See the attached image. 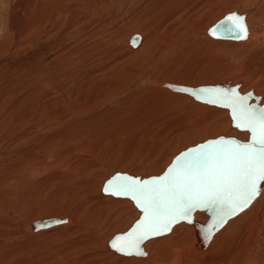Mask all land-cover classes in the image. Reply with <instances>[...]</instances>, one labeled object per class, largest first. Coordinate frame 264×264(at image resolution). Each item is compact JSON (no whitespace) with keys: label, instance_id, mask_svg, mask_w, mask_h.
Here are the masks:
<instances>
[{"label":"rangeland","instance_id":"1","mask_svg":"<svg viewBox=\"0 0 264 264\" xmlns=\"http://www.w3.org/2000/svg\"><path fill=\"white\" fill-rule=\"evenodd\" d=\"M8 1L10 0H0V46H3L0 48V58L3 57L1 55L5 54L8 57L15 56L12 61H19L21 60V57L31 54L33 47L26 46L25 49L23 48L20 50L13 49L15 51L12 50L11 55L6 54L11 47L10 45H12L11 43L13 39L11 38V32L9 31L11 24L9 23L8 16L10 14L11 5ZM141 1L143 0H110L100 4V0H94V7L87 4L82 6L84 9L93 12V16H97L101 20L103 19V22L100 21L99 23V32L97 33L100 35H95L98 40L100 39L99 42H97L100 45L96 44L97 46L95 50H93V54L90 55V59H92L90 61L91 68L95 65L94 69L98 66L103 68L102 70L99 68L100 70L98 69V71L96 69L95 74H100L99 77L101 76V81L104 80V82H102L103 84L100 82L101 84L97 88L98 92H95L99 97L97 95L95 96L94 104L91 101H85L83 99V93L70 94L67 85L59 87L58 81L60 77L46 79L44 73H37L34 75L32 82H36L38 85L31 86L30 88L29 101H31V105L25 116L27 118L30 113L37 112V109H41V117L35 119L38 121V125L33 131L37 132L39 130L51 128L48 133L40 135L38 141L46 148V150L53 151L56 155V161L54 162L53 168L56 173L57 184L59 185L71 182L68 174L64 173L63 170L67 169L69 165L74 163L73 161L77 158L79 159V157L83 158L90 156L91 158L89 159H95L94 161H98L102 165L104 170H106L101 174L102 176H100L98 180L102 183L105 180V176L107 177L108 174H111L116 170L130 169L129 171H131V173L135 172L134 174H140L143 172L145 174L160 172L170 162V158L173 157L175 153L206 138L216 137L221 134H233L239 139L246 138L245 132L242 134L240 133L241 131L236 132L234 128H230L228 125L229 122H227L228 118H224L226 115H222L221 117V115H218L215 110L214 113L211 110L194 105V102L187 97L179 98L177 96H171V94L164 93V91L159 90L156 87V81L160 82L170 79L179 81L178 79L180 77L178 76L190 72V66L188 67L182 62H178V65L176 64L171 68L166 67L165 64H167L168 61L175 63L177 57L182 56L179 54L182 50V43H176L171 51L170 48L167 47L168 35L163 36L161 34L160 38L154 37V35L157 34V31H160L161 29L159 28V23L161 22L157 17L158 15H156L157 13L151 14L153 10L155 11V8L148 3V8L142 9ZM187 2L188 6L184 8V5ZM228 3V0H184L177 8V11L179 12V16H183L187 13L190 19L191 15L192 18L197 17V11L198 13L201 12L200 10H203L204 7L207 11L206 13H211L209 11L223 7L226 9V13L232 9ZM231 3H233V1ZM68 4H70V1L67 3H61L57 7L58 9H63L67 7ZM150 6H152L151 9ZM148 11L151 12L148 13ZM144 12L145 14H143ZM144 15L155 17H150V19L155 20H153V23H150V21L148 22L146 20L149 17L144 19V21L147 22V26L148 23H150V27L146 26V28L142 30L145 32L143 33L145 34L146 39H144V42L146 41V45H142V47L136 51V49H131L128 46L126 38L129 33L132 34L134 29L138 28L140 30L141 27L144 28V23L139 21ZM217 20L218 19L214 21ZM214 21L209 25L213 24ZM68 24L71 23L67 22L65 26ZM261 25H264V22H261L260 24V21L253 20L249 24V29L259 27L258 30L261 31V28L264 29ZM192 27L191 24L187 27V40L190 43H193L196 39L206 40V38L218 42H232V40L215 39L206 35V38L201 37L199 32L194 34ZM43 32L47 31L45 30ZM134 32L138 33L139 31L135 30ZM139 34L143 37L141 33ZM30 38L31 34L27 35L24 40H29ZM42 38V43L48 42L50 41L51 36L44 35ZM7 40L10 41L7 42ZM6 45L9 46L7 47L8 49L5 48ZM199 45L194 46V49L192 50L191 48V51L187 53L192 54L194 51L198 53L202 51L204 53L202 55H206L207 53L203 48H207L204 46L202 48L201 45L199 47ZM38 47L40 48L41 46ZM255 49L256 48H253L250 51L248 48H244L243 51L250 54L251 52H254ZM213 55H215L214 61H212L214 64L210 63L209 68H207L208 73H211V76L213 77V81L217 80V78H221L224 73H228L225 71V68L226 70H230L229 67L233 68V70L237 69L240 64L239 61L248 60L249 62H252L247 55L232 54L225 51H220ZM262 63H259L261 64L259 66V72L261 71ZM259 64L253 63V66ZM108 71H110V73H108ZM112 72L114 73L112 74ZM105 74H112L113 77L110 78V80H114L110 81L109 77ZM195 74L201 77V79L199 80L198 77L193 81L194 84L205 82L202 80L203 77L199 70ZM102 76L104 78L106 77L108 80L106 78L103 79ZM109 76L111 77V75ZM226 76L229 77L228 75ZM226 76L222 77L226 78ZM100 78H98L99 81ZM92 79L95 80V78ZM212 79L210 81H212ZM105 80H107L109 84ZM147 80L151 81L147 84ZM105 82L107 85H105ZM153 82L156 83L154 84ZM249 82L250 81L246 84ZM19 88H21V86H19ZM21 89L17 90V92ZM157 89L159 91H157ZM84 92L89 93L88 91ZM9 93H12L11 97L14 98V95L16 96L21 92L15 94L16 90L15 93L12 90ZM170 93L173 92L170 91ZM11 97L8 99L12 103L13 98L11 99ZM18 97L19 95L17 98ZM13 101H16V106L14 105L2 109L1 107L3 105H0V165H4L3 168H5L6 163L10 158L16 157V151L21 147L26 149L23 145L27 144V140L20 139V132L16 130L15 126L12 127V124L17 125L15 121L13 123V112L17 110L21 104L25 105L26 102H24L25 100H16L15 98ZM50 101L54 102L52 106L49 105ZM61 106L64 108L63 114H60L57 111ZM215 108L219 109V111L225 110L218 107ZM137 140L142 142V144H138ZM147 140L149 142L153 141L151 144L157 145L155 150L152 149V146L147 144ZM154 140L156 143H154ZM80 145L83 146V149L79 147V150L78 146ZM84 145L88 148L84 147ZM68 146H73L74 149L72 151L66 150V147ZM63 154L70 155L69 158L64 161L65 165L61 159ZM38 161H40V158H32L29 160L28 165L31 166ZM62 164L64 166L61 167ZM117 164H121L124 168H118L116 166ZM45 170L46 163L36 165L32 168V175L42 178L48 173H44ZM17 176H19V172H17ZM18 179L10 183L7 182L5 187L9 190L16 188L20 182ZM35 186L36 184L30 185L29 188L32 192L27 195V198L33 199L19 201L12 199L13 197L11 199H8V197L0 198V219L9 218L7 219L9 222L18 221L20 224V230L15 232L16 239L14 241L16 243L20 241L21 237L29 236L25 235L23 232V222L38 218L36 217L38 209L43 212H46L44 210L49 208L52 209L53 202L47 197L49 195L47 194L48 192L37 194ZM96 193L102 198V202L109 207H103V211H111L112 213V218L108 221L109 223H106L102 229L96 231V225L90 223L85 214H81L75 207L69 205L65 199H61L60 201L63 202L60 204L59 201L58 207L60 209L58 208L59 211H57V213L59 212L60 214L69 215L72 221L70 220L67 225L64 224L65 226H58L51 231L44 230L43 232L38 233V236L29 238V241L25 240L27 243L23 242V247H20V250L15 251L14 256L12 254L11 257H3V255H8V252H10V245L7 242V250L5 249L7 253L5 251L2 252L0 264H19L14 262L15 259L12 257L21 259V261H25L26 264H106L104 261L102 262V258L99 257L98 253L102 248V241H106V238L109 235L108 232L110 231H126L137 217L138 211L132 202L126 197H116L104 193L103 195L101 192ZM38 196L40 197L38 198ZM37 199H41V201ZM111 201L116 203L110 205ZM2 202L5 208L2 206ZM251 205L243 212L244 215L241 214L242 216L240 215L238 217L242 218L243 216H246L253 206V209L259 208L263 211L264 192L263 194H260L258 199ZM197 218L204 220L206 217L203 214H197ZM236 218L232 221L236 220ZM232 221L226 224L223 229L230 228ZM257 226L259 227L260 224ZM188 228L189 226L187 224L181 223L174 227L169 235L153 239L148 243L149 245L146 243L145 249L150 254L148 253L149 255L144 258L145 261L140 262V264H179V262L180 264H229L235 254L237 257L234 264H251L250 256L252 250H248L250 243L247 241L243 243L244 238L242 234L240 235L238 231H235L222 239L225 233L230 232L234 228L226 231L218 238V243L221 242L222 244V249L220 248V251L213 252V249L210 250L209 248L205 253L203 252L204 250L201 251L203 254H200L201 252H196L199 251V249L195 248L194 245H191L192 237L190 229L188 232ZM96 233H102L104 236L101 242L99 240H94L92 244H89V246H92L93 248L91 252L95 253V255H92V257L87 260H82L78 253L73 254L74 251L72 249L76 250L78 247V244L75 247V244L78 242L77 240L82 239L81 241L84 242L86 236L92 234L94 236ZM32 239L35 240L33 241ZM83 239L85 240L83 241ZM190 241L191 243H189ZM187 243L190 244L191 253H198L197 255H194L191 258L190 256H186L184 250L188 248ZM158 244H160V246H158ZM72 245L75 248H71ZM94 249H96V251ZM182 251H184V254H182ZM115 255L122 256L116 252ZM176 256H179L180 258H177ZM185 258H187L186 261ZM208 259L212 262L208 263ZM177 260H179V262H175Z\"/></svg>","mask_w":264,"mask_h":264},{"label":"bare ground","instance_id":"2","mask_svg":"<svg viewBox=\"0 0 264 264\" xmlns=\"http://www.w3.org/2000/svg\"><path fill=\"white\" fill-rule=\"evenodd\" d=\"M69 1H70V4H68L67 7L63 9H58L57 6H59L61 3H67ZM106 1H110V0H100V4H103ZM183 1L184 0H143L141 1L142 9H147L148 3H150L153 6V8H155V11L153 10L151 14L157 13L156 15H158L157 17L159 18V21L161 22L159 23L160 24L159 28L161 29L160 31H157V34L154 35V37L160 38L161 34L163 36L168 35V41H167L168 46L167 47L170 48L171 51L173 50L176 43H182V50L179 52V54L182 56L177 57V61L175 63L168 61V63L165 64L166 67L171 68L172 66L176 65L178 62H182L184 65L188 67L190 66L189 67L190 72H187L183 75L178 76L180 77L178 79L179 81H175L173 79L172 80L170 79L167 81H171V82L179 83V84H188V85H193V86L198 85V84H194L193 81H195L199 77L195 74L199 70L200 74L203 77L202 80L205 81L201 84L216 83L224 79L230 80V83L240 82L239 89L241 91H245L249 88H252L254 92L262 94L261 101H263L264 100V63L262 62H264V29L261 28V31H259L258 30L259 27L258 28L253 27L251 28L252 29L251 30L249 29V24L253 20L260 21V24L261 22H264V0H228L229 2L228 4L230 7H232V9H230L226 13H229L231 11H236V12H240L243 14L247 13L246 23H247L249 31H248L247 37L244 39H232L230 37H216V36L209 34L208 28L212 25V24L211 25L209 24L216 19H220L219 17L224 16L226 14L225 13L226 9L223 6L222 7L224 9L215 8L216 10L209 11L211 13H206L207 11L204 7L203 10H200L201 12L198 13L197 11V14H198L197 17L192 18V15H191L189 19V15L187 13H185L183 16L181 15L179 16V12L177 11V8L181 5ZM211 1H215V0H211ZM232 1L233 3H231ZM8 2L11 5L10 14L8 16L9 23L11 25H10V30L9 29L8 30L11 32L10 35H11V38L13 39L11 43L12 45H10L11 47L9 48V51L6 54L11 55V52L13 49H18V50L23 49V48L25 49L26 46H32L33 51L31 54H27L21 57V60L19 61H12V59L15 58V56L8 57L5 54L1 55L3 57L0 58V105L2 104L3 106L1 108L4 109L5 107H11L16 104V101L15 102L13 101L14 98L16 100L19 99L21 101L25 100L24 101L26 102L25 105L24 104L22 105L21 104L22 102H21L20 106L22 107L19 106L20 108L18 107V109L13 112V116H14L13 123L15 121L17 125L12 124V127L15 126L16 130L20 132V139L27 140V144L23 145L25 146L26 149H24L23 147L19 148L16 151L17 153L16 157L10 158L8 162L6 161L7 163H6L5 168H3L4 165L3 166L0 165V169H1L0 170V198L8 197V199L9 198L11 199L13 197L12 199L19 200V201L21 200L27 201L29 199H33V198H27V195L31 194L32 192L31 189L29 188L30 185L36 184L35 187L37 189V194L48 192L47 194L49 195L47 197H49L50 201L53 203H52V209L49 208L47 210H44L47 213L40 211V209H38L36 213V217L38 218L33 217L34 219L25 221L22 223L24 234L29 235V236L21 237L20 241L17 243L14 240L16 239L15 232H18L20 230L19 222L13 221L12 218L11 220L13 222L11 221L9 222L7 220L9 218L0 219V260L2 258V252L5 251L7 253L6 251L7 242L10 245L9 249L11 253L8 252L9 254L3 255V257L4 256L11 257L12 254L14 256V252L20 250V247H23V242H25V240L29 241V238L38 236L37 235L38 233L43 232L44 230L51 231L52 229L58 226L60 227V226L67 225V223L70 222L71 220L70 216L60 214L59 212L57 213V211H59L60 209L58 207V204L61 199H65V201L69 203V205L75 207L81 214H85L87 216L88 221L96 225V231L98 229L99 230L102 229V227L106 223H109L108 221L112 218V213L111 211H108L109 212L108 214V212L103 211V207H105L106 204L102 202L101 200L102 198L98 196L96 192H101L103 194L104 192H102L101 189H102V185L104 181L112 173L117 171L116 170L112 173L110 172L111 174H108L107 177L105 176V180L101 183V181H98L99 177L102 176L101 174L106 171L104 170L102 165L98 161H94L95 159L94 160L89 159L91 158L90 156L83 157V158L79 157V159L76 157L78 160L76 159L75 161H73L74 163H71L70 165L68 164L69 167L68 168L65 167L67 169L63 170L64 173L68 174V177L71 179V182L60 184V185L57 184L56 173L53 168L54 162L56 161V155L53 151L46 150V148L38 141V137L40 135H44L48 133L51 130V128H47L45 130H39L37 132L33 131L38 125V121L35 119L41 117V109H37V112L30 113L29 117L27 118L25 116L31 105V101H29L30 88L31 86L38 85V83L32 82L34 75L37 73H44L46 79L60 77L58 81L59 87H64L67 85L69 87L70 94L83 93V99L85 101H91L93 104L95 103L94 101L95 96L96 95L98 96V94L95 92L97 91L98 86L102 82H104V80L101 81V78H100L101 76L99 77L100 74L99 75L95 74V70L97 69L98 71V69L100 68L99 66L95 69L94 67L96 65L92 67L93 69L91 68L90 61L92 59H90V55L93 54L92 53L93 50H95L96 46L99 44L97 42H99L100 39L98 40V38H96L95 35L99 32V26H100L99 23L100 21L103 22V19L101 20L99 17L93 16V12L89 11L88 9H84L82 7L83 5H86V4L94 7V0H10ZM152 6H150V9ZM187 6H188V2L184 5V8ZM233 7H236V8H233ZM149 12L151 11H148V13ZM143 14H145V12ZM144 16H142L143 17L142 19L138 17L140 19L139 21H142L144 23V28L141 27L140 30L137 28V29H134L132 32L134 33V31L137 30L139 31L138 33H141L143 35V37L140 35L141 39L139 43L137 45H132L131 43H129V38H130L131 33H129L126 38V43L128 44V46L131 49H136V51L139 50L142 47V45L143 46L146 45V41L144 42V39H146L145 34H144L145 32L142 30H144L147 26V22H145L144 19L149 16H145V17ZM150 17L146 20L148 22L150 21V23H153L154 22L153 20L155 19L152 20L150 19ZM151 18H155V17H151ZM67 22H70L71 24H68L65 26ZM215 22L216 21H214V23ZM150 23H148L147 27H150ZM190 24L193 26L192 31L194 32V34L196 32H199L201 37H204V38H206L205 37L206 35L210 38H215V39L232 40V42H228V41L218 42V41H212L211 39L206 38V40L196 39L193 43H190L187 40V35H188L187 27L190 26ZM261 26H263L264 28V25H261ZM45 30L47 32H43ZM29 34H31V38L29 40H24V38ZM44 35L51 36L50 41L42 43L41 40L43 39L42 37ZM97 35H100V34H97ZM9 41L10 40H7V42ZM233 41H242V42H233ZM199 44L201 45L202 48L203 46L207 48V49L203 48V50L207 53L206 55H202L204 53L200 50H199L200 51L199 53L201 54L195 51L192 54H188L191 51L190 50L191 48L193 50L194 49L193 47ZM8 45H6L5 48L9 47ZM38 46H41V47L39 48ZM2 47L3 46H0V48ZM244 48H248L250 51L253 48H256V49L254 52L247 54L245 51H243ZM220 51H223V52L225 51V52H229L232 54L247 55L250 57L252 62H249L248 60H243V61L238 60L240 64H239V67H237V69L234 68L235 70H233V68L229 67L230 70L229 69L226 70L225 68V71H227L228 73H224L222 76L225 77L226 75H228L229 77L226 76V78H224L221 76V78H217V80L213 81L212 79L213 77L211 76V73H208L207 68H209L210 63L214 64V62L212 61H214L215 55L213 54H217ZM132 52H135V51H132ZM253 63L255 64L262 63L260 72H259V66L261 64L257 66H253ZM100 69L102 70L103 68H100ZM108 73H110V71H108ZM113 73L114 72H112V74ZM112 74H108V75L105 74V75L109 77V80H110V78L113 77ZM109 75H111V77ZM97 76L98 78H100V81L98 80ZM92 78H95V80ZM105 78L103 77V79ZM200 79L201 77H199V80ZM211 79L212 81H210ZM107 80L105 81L107 82ZM150 81L147 80L146 83L148 84V82ZM248 81L250 82L246 84ZM106 82H105V85H107ZM156 82H155L156 87L159 90L164 91V93H169L171 94V96H177L179 98L187 97L189 98V100L193 101L194 102L193 104L196 106L203 107L213 112L215 110L217 111L218 115H221V117L222 115L224 116L226 115V117L224 118L229 119V120L227 119V122H229L228 125L230 126V128H234L236 132L241 131L231 125V118L228 114V110L226 109V107H223V106L220 107V106L200 102L185 92L178 91V90L172 89L164 85L163 84L164 81H160V82L156 81ZM107 83L109 84V82ZM19 86H21L22 89L19 88ZM19 89H21L19 91L21 93L17 94L19 93L17 92V90ZM158 89L157 91H159ZM12 90L14 93L16 90L15 94L17 95L16 96L14 95V98L11 97L12 93H9ZM84 91H88L89 93H86ZM170 91L173 93H170ZM18 95L19 97L17 98ZM8 96L11 97V99L13 98L12 103L11 101H9L10 98ZM53 104L54 102L50 101L49 105L52 106ZM215 107L225 109V110L219 111V109H216ZM57 111L58 113L63 114L64 112L63 106L58 108ZM244 132L246 134V138L244 140H246L248 138V132L246 130H243V132L241 131L240 133L243 134ZM224 136H235V135L232 134V135H224ZM29 138H32V139H29ZM210 138H215V137H210ZM206 139H209V138H206ZM202 141H199V142H202ZM137 142L138 144H142V142H140L139 140H137ZM152 142L153 141L149 142L147 140V144L149 146H152V149L155 150L157 145L151 144ZM154 143H156V141ZM197 143L195 142V144ZM193 145L191 144L189 146H193ZM189 146H187V148ZM79 147L83 149L82 145L78 146V149L80 150ZM84 147L88 148L85 145ZM73 149H74L73 146L66 147V150H69V151H72ZM179 152L180 151H178L177 153ZM177 153H175V155ZM69 156H70L69 154H63L61 159L64 162L65 160H67V158H69ZM173 157L170 158V162L172 161ZM32 158H40V161L29 166L28 162ZM42 163H46V170L44 173L48 172L47 175L42 178L33 176L32 168L39 164L42 165ZM63 164L65 165V162ZM63 164L61 165V167L64 166ZM116 166L118 168L119 167L124 168V166H121V164H117ZM129 170L130 169L118 170V171L128 172L130 175H133V176L140 175L142 177L150 176V175H159L163 171L162 170L160 172L146 173V174L144 172L140 174H134L135 172L131 173V171ZM17 172H19V176H17ZM17 179L20 182L18 183L16 188L9 190L5 187L7 182L10 183ZM3 185H4V188H3ZM263 192H264V184H263V189L260 191L259 195L256 198L258 199L260 194H263ZM104 194L107 195L108 193L105 192ZM39 197L40 196H38V198ZM116 197H121V196H116ZM256 198L250 203V205L253 202H255V200H257ZM129 200L135 206L134 202L131 199ZM39 201H41V199ZM62 202L63 201H60V204ZM115 203L116 202L111 201L110 205H113ZM250 205L247 207V209L250 207ZM2 206H3V202H2ZM253 207L248 211L246 216H243L242 218L238 217L241 214H243V212L246 211L247 209L241 212L239 215H237L236 216L237 218L233 217L229 219L219 230L216 231V233L212 236V240L204 247L200 243L201 237L199 236L200 233H199L198 227H195L198 224H194V225L187 224L189 226L188 232L190 229L191 237H192V240H191L192 243L191 241L189 243H191L192 246L194 245L195 248L199 249V251H196V252H201L204 250L203 252L205 253L206 250H208L209 248L210 250L213 249V252H218L222 249V244L221 242L218 243V238L226 231L234 228L230 232L225 233L222 239L227 237L230 233L238 231L240 235L241 234L243 235V238H244L243 243L245 241L250 243L248 250H252V254L250 256L251 264H264V224H263L264 223V210L261 211L259 208L253 209ZM135 208L138 211V215L135 218L136 220L140 214V211L136 206ZM197 214H203L206 217L204 218L202 222H204L207 219V215L205 214V212L197 213ZM194 216L196 217V214H194ZM49 217H57L61 219L62 221L48 228H44L40 230L33 229V225H32L33 221H35L36 219H43V218H49ZM234 218H236V220L232 221ZM230 221H232V223L230 224V228L223 229L226 226V224H228ZM8 223H9V227H8ZM258 224H260L259 227L257 226ZM177 225H174L171 228L170 233L172 232L174 227H176ZM123 232L125 231L108 232L109 235L107 236L106 241L105 242L102 241V248L101 250L98 251L99 257L102 258V262L104 261L106 264H140V262L145 261L144 258H146V256L150 254L145 249V244L147 243V245H149L148 243H150V241H152L153 239L162 237V236L153 237V238H150L144 241L143 247L147 253L146 256H141L142 258L141 257L137 258L135 256L122 257L125 255L121 254L122 256H117L115 255V251L112 252L113 250H111L108 247V240L114 234L123 233ZM169 234H166V235H169ZM103 236L104 234L102 233H96L94 236L93 234L90 236H86V240L83 239V241L85 240L84 242L81 241L82 239L77 240L78 242L75 244V247L77 246V244H78V247L76 248V250L72 249L74 251L73 254L78 253L80 257L82 258V260H87L88 258L92 257V255H95V253L91 252L93 248L92 246H89V244H92L94 240L96 241L99 240L101 242ZM32 240L34 241L35 239H32ZM189 243H187L188 248L185 249L184 251H185L186 256H190L191 258L192 256L197 255L198 253L196 254L191 253V248L189 246L190 245ZM158 246H160V244H158ZM75 247L73 245L71 246V248H75ZM94 250L96 251V249ZM184 251H182V254H184L183 253ZM200 254H203V253L201 252ZM114 256H117V257H114ZM176 257L178 258L179 256H176ZM236 257L237 255L235 254L229 264H234ZM12 258L15 259V261L14 260L13 261L16 263L26 264V262L21 261V259H17L16 257H12ZM186 259L187 258H185V261ZM175 262H179V260ZM207 262L210 263L212 261L208 259Z\"/></svg>","mask_w":264,"mask_h":264},{"label":"snow or ice","instance_id":"3","mask_svg":"<svg viewBox=\"0 0 264 264\" xmlns=\"http://www.w3.org/2000/svg\"><path fill=\"white\" fill-rule=\"evenodd\" d=\"M230 14L219 23L221 32L245 31L243 18ZM215 34V33H213ZM239 38H243L241 35ZM187 91V90H185ZM236 126L253 134L250 145H200L176 158V168L167 177L147 182L123 178L113 186L114 195L131 194L145 213V222L118 247L119 251L138 247L148 235H161L170 224L186 216L194 206L208 207L217 215L212 226L246 208L264 182V108L253 109L246 97L233 92L227 97ZM107 190V189H106ZM117 247V245H113Z\"/></svg>","mask_w":264,"mask_h":264},{"label":"water","instance_id":"4","mask_svg":"<svg viewBox=\"0 0 264 264\" xmlns=\"http://www.w3.org/2000/svg\"><path fill=\"white\" fill-rule=\"evenodd\" d=\"M235 14V18L237 17H242L243 19L239 21L244 25L245 31L242 34L239 30L230 32V33H225L221 32L219 30V23L224 21V18L227 17L230 14ZM248 26L246 23V14L236 12V11H231L229 13H226L224 16H222L220 19H218L214 24H212L208 28L209 34L213 36H221V37H230L232 39H244L248 35ZM215 33V34H213ZM241 35H243V38H239ZM141 39V36L139 33L134 32L130 35L129 38V43L132 45H137ZM164 85L178 90L185 92L192 96L194 99L200 101V102H205L207 104H215L219 106L226 107L228 110V114L231 118V125L234 126L237 129L241 130H246L248 132V138L246 140L244 139H238L235 136H224V135H219L215 138H209L206 139L202 142H199L193 146H189L188 148L180 151L177 153L172 161L165 167V169L159 174V175H150V176H145L142 177L140 175H130L128 172H121V171H116L112 173L103 183L102 185V192H106L108 194L114 195L113 193V186L115 183H117L119 180H122L123 178H131L132 180H138L140 182H147L149 185H151L154 182V178L156 177H167L171 174V170L175 169L177 164H176V158L178 156H181L182 153H187L189 150H195L199 151L198 146L200 145H208V146H215V145H250L254 143L253 140V134L248 130V129H242L238 128L236 124L238 121H234L233 119V110L229 106L227 97L230 96L233 92L239 94L240 96L246 97V102L252 106V108L259 109V108H264V100L261 101L262 99V94L254 92L252 88H249L245 91H241L239 89L240 82H234L230 83V80L224 79L222 81L216 82V83H209V84H198V85H188V84H179V83H174L171 81H164ZM187 90V91H185ZM264 182H261V185L259 187L258 194L260 190L263 188ZM107 189V190H106ZM114 196H121V197H126L131 199L135 206L139 209L140 214L138 218L133 222V224L128 228L125 232L123 233H116L114 234L109 240H108V247L113 248L115 252L121 253V254H126V255H133L135 257H141V256H146L147 253L144 250L143 243L147 239L153 238V237H158L164 234H168L171 231V228L174 224L178 222H184L188 225H194L198 224L195 227H198L199 230V236L201 237L200 243L202 246H206L211 240L212 236L216 233L217 230H219L227 221L228 219L236 216L239 214L241 211L237 212L236 215L230 216L226 219V221L223 223L222 226L218 228H213L212 226L216 223L217 221V215L214 211H210L208 207H201V206H194L193 209L184 217H180L177 219L176 222H173L170 224V230L164 231L163 234L161 235H148L145 239L141 240L138 244L137 248L131 249V250H125V251H119L118 247L127 239L129 234H134L136 231L141 227V225L144 224L145 222V213L142 211L140 207L137 206V200L133 199L131 194L128 195H114ZM257 196V195H256ZM255 196V197H256ZM247 208V207H246ZM245 209V208H244ZM243 209V210H244ZM195 210H200L205 212L207 215V219L202 222V219H195L194 217V212ZM62 220L57 218V217H49V218H43V219H36L35 221L32 222L33 229L34 230H40L44 228H48L50 226L56 225L60 223ZM117 245V247H113V245Z\"/></svg>","mask_w":264,"mask_h":264}]
</instances>
